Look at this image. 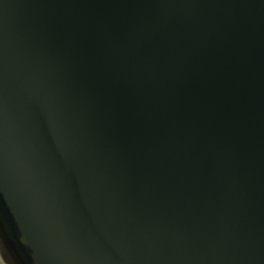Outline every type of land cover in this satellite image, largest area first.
Listing matches in <instances>:
<instances>
[{"label":"water","instance_id":"water-1","mask_svg":"<svg viewBox=\"0 0 264 264\" xmlns=\"http://www.w3.org/2000/svg\"><path fill=\"white\" fill-rule=\"evenodd\" d=\"M0 200L32 264H264V0H0Z\"/></svg>","mask_w":264,"mask_h":264},{"label":"rangeland","instance_id":"rangeland-1","mask_svg":"<svg viewBox=\"0 0 264 264\" xmlns=\"http://www.w3.org/2000/svg\"><path fill=\"white\" fill-rule=\"evenodd\" d=\"M0 264H32L28 249L19 241L0 200Z\"/></svg>","mask_w":264,"mask_h":264}]
</instances>
